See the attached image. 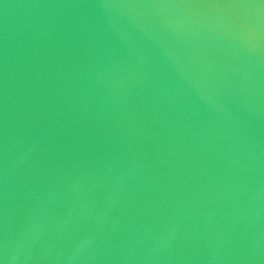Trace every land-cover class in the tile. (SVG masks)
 <instances>
[{"label":"water","instance_id":"water-1","mask_svg":"<svg viewBox=\"0 0 264 264\" xmlns=\"http://www.w3.org/2000/svg\"><path fill=\"white\" fill-rule=\"evenodd\" d=\"M264 264V0H0V264Z\"/></svg>","mask_w":264,"mask_h":264},{"label":"clouds","instance_id":"clouds-1","mask_svg":"<svg viewBox=\"0 0 264 264\" xmlns=\"http://www.w3.org/2000/svg\"><path fill=\"white\" fill-rule=\"evenodd\" d=\"M12 260H13V264H17V261H20L21 260L20 250L19 249L17 250L16 255H14L12 257Z\"/></svg>","mask_w":264,"mask_h":264}]
</instances>
